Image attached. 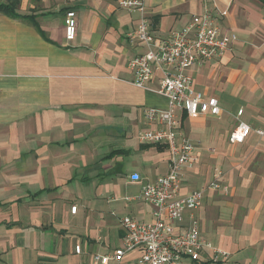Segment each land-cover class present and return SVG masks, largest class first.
I'll list each match as a JSON object with an SVG mask.
<instances>
[{
    "label": "crops",
    "instance_id": "obj_1",
    "mask_svg": "<svg viewBox=\"0 0 264 264\" xmlns=\"http://www.w3.org/2000/svg\"><path fill=\"white\" fill-rule=\"evenodd\" d=\"M119 1L17 0L18 16L0 12V264H94L95 254L122 245V217L155 219L141 188L169 172L170 148L138 135L160 126L144 110L165 109L168 98L133 84L128 62L146 47L128 36L140 14ZM144 1L157 38L205 12L237 35L219 57L189 70L194 90L216 97L221 111H178V130L198 156L180 194L221 168L230 190L205 192L195 212L201 237L228 252L219 264H264V134L257 132L264 131V0ZM68 9L78 21L71 41ZM239 120L251 130L231 142ZM190 214L178 230L190 225ZM141 254L135 248L121 264H138Z\"/></svg>",
    "mask_w": 264,
    "mask_h": 264
},
{
    "label": "built area",
    "instance_id": "obj_2",
    "mask_svg": "<svg viewBox=\"0 0 264 264\" xmlns=\"http://www.w3.org/2000/svg\"><path fill=\"white\" fill-rule=\"evenodd\" d=\"M119 5L130 11L138 12L140 20L129 38H138L144 42L146 51L128 62L133 73V84L139 88L151 89L168 98L165 109L148 107L144 116L149 123L160 126L149 128L139 133L142 142L167 144L170 148L169 172L159 176L154 182L143 184L140 198L153 206V221H140L132 216L121 218L124 229L122 245L113 252L95 254L94 264H121L125 254L135 248L142 249L138 264H217L221 258L228 257V252L201 237L200 220L195 212L203 203L207 190L229 192L224 171L215 167L211 180L182 196L180 194L185 169L193 167L198 161L191 139L179 132L180 116L178 111L188 115L213 114L221 111L216 97L205 96L194 90L193 77L189 73L194 64L219 57L232 42L237 39L235 33H223L216 16L210 12L194 14L189 23L174 30L168 36L155 37L149 28L148 10L144 0H120ZM65 37L74 40L77 35L78 21L74 9L64 14ZM159 73L157 87L150 86ZM243 110L238 111V115ZM251 126L244 121L238 122L230 133L231 142H243ZM261 135L264 131L259 129ZM139 173H133L131 179L139 181ZM191 211V223L183 230L177 224L185 219V212ZM76 213L77 206H72ZM81 253V246H76Z\"/></svg>",
    "mask_w": 264,
    "mask_h": 264
},
{
    "label": "trees",
    "instance_id": "obj_3",
    "mask_svg": "<svg viewBox=\"0 0 264 264\" xmlns=\"http://www.w3.org/2000/svg\"><path fill=\"white\" fill-rule=\"evenodd\" d=\"M18 6L17 0L14 1H0V12L12 17L18 16L16 9ZM219 264V263H218Z\"/></svg>",
    "mask_w": 264,
    "mask_h": 264
}]
</instances>
